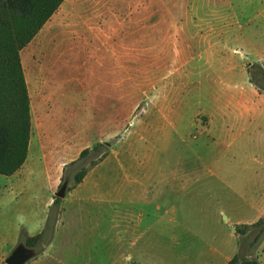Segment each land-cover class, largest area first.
<instances>
[{"label":"rangeland","instance_id":"obj_1","mask_svg":"<svg viewBox=\"0 0 264 264\" xmlns=\"http://www.w3.org/2000/svg\"><path fill=\"white\" fill-rule=\"evenodd\" d=\"M92 39L110 59L92 58ZM21 59L32 137L25 166L0 175V264L48 219L27 264H185L165 216L173 199L187 208L179 240L205 247L264 192L262 159L222 146L217 125L247 81L264 87V0H67ZM249 258L264 264V238Z\"/></svg>","mask_w":264,"mask_h":264},{"label":"trees","instance_id":"obj_2","mask_svg":"<svg viewBox=\"0 0 264 264\" xmlns=\"http://www.w3.org/2000/svg\"><path fill=\"white\" fill-rule=\"evenodd\" d=\"M64 1L0 0V175H15L25 166L29 157L32 137L31 99L21 53ZM253 83L264 91V87ZM102 146L98 144L93 150ZM91 151L89 148L83 150L79 159L72 164L86 158ZM86 175V169L80 170L74 177L75 183L81 184ZM59 201V198H54L53 204ZM49 220L41 233L27 239V246L35 247L47 236ZM246 229L256 230L253 240L249 243L245 240L246 249L241 252L240 247L239 253L228 264H261L257 258L249 256L264 238V218L252 225L236 227L239 241L247 236Z\"/></svg>","mask_w":264,"mask_h":264},{"label":"crops","instance_id":"obj_3","mask_svg":"<svg viewBox=\"0 0 264 264\" xmlns=\"http://www.w3.org/2000/svg\"><path fill=\"white\" fill-rule=\"evenodd\" d=\"M63 2L61 7L64 5ZM169 4L165 3V8L167 10ZM60 7V8H61ZM180 12L184 13L186 11V5L180 6ZM59 8V10H60ZM138 8V7H137ZM58 10V11H59ZM57 11V12H58ZM89 41L94 47L95 51H92V58H96L99 55L110 59V55L106 54L104 49H101V44L105 41L92 39ZM88 43V40L86 41ZM94 42V45H93ZM109 42L106 41V43ZM87 45V44H86ZM97 55V57H96ZM249 80V78H248ZM107 105H109L107 103ZM230 109L226 111L227 105H223L222 111L224 114V119H222L219 124L221 132L224 134L225 142L222 146L226 144L230 150L239 152L240 155H251L255 159L258 165L262 166V161L264 162V92L260 91L250 80L247 81V85L242 87L237 93H234L231 97ZM220 110V109H219ZM228 115V117H226ZM222 116V117H223ZM220 132V131H219ZM262 159V161L260 160ZM217 170H222L221 166H208L204 173L217 174ZM18 173V172H17ZM16 173V174H17ZM175 187L172 185L171 191L174 193ZM250 204V209L240 215L236 216H226V221L229 222L233 228L242 224H254L261 218H264V192L261 194L260 199L257 203L246 201ZM170 205V211H166V219L169 227L171 228V239L172 243L178 246L179 250H183L186 253L187 263L185 264H228L238 253H239V237L236 231H227L225 238L218 242V244L206 245L201 247L197 244V241L183 242L179 238L183 235L175 233L176 231V221L179 219H186V204L181 203L178 198L172 200ZM226 215V210H221L220 214ZM39 234V233H38ZM182 235V236H181ZM217 243V242H216ZM196 245V246H195ZM149 249V247L147 248ZM79 252H81L79 250ZM146 253L150 254L146 250ZM80 254H85L82 252ZM87 255V254H85ZM182 255V254H181ZM34 264H45L42 262H37ZM55 264V263H54ZM56 264H92V261L85 257L83 261L82 258L78 262H63L57 261ZM135 264H170L161 261L158 258L152 256L151 258L143 259L142 262H136Z\"/></svg>","mask_w":264,"mask_h":264},{"label":"water","instance_id":"obj_4","mask_svg":"<svg viewBox=\"0 0 264 264\" xmlns=\"http://www.w3.org/2000/svg\"><path fill=\"white\" fill-rule=\"evenodd\" d=\"M68 188V182H64L59 190L56 192V198H65ZM235 231V228H233ZM37 255V251L34 247H29L26 244L20 243L12 252V254L6 259V264H27L30 260L34 259Z\"/></svg>","mask_w":264,"mask_h":264},{"label":"bare ground","instance_id":"obj_5","mask_svg":"<svg viewBox=\"0 0 264 264\" xmlns=\"http://www.w3.org/2000/svg\"><path fill=\"white\" fill-rule=\"evenodd\" d=\"M28 71V70H27Z\"/></svg>","mask_w":264,"mask_h":264}]
</instances>
